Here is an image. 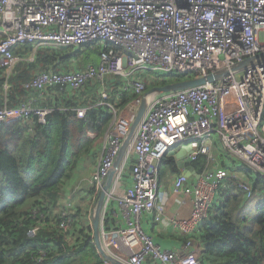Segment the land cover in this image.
<instances>
[{"label":"built area","instance_id":"2783aa9c","mask_svg":"<svg viewBox=\"0 0 264 264\" xmlns=\"http://www.w3.org/2000/svg\"><path fill=\"white\" fill-rule=\"evenodd\" d=\"M92 43H103L97 66L39 74L24 85L32 98L16 108L8 106V78L20 61L14 54L16 48L29 44L34 52L47 47L78 50ZM246 60L252 61L232 70ZM2 70L0 125L18 119L28 124L34 117L45 124L54 108L39 103L57 87L75 92L90 82L114 77L124 84V91L136 96L120 110L104 89L97 104L75 109L79 119L92 108L104 107L113 114L92 175L97 194L130 134L148 81L229 72L214 83L149 97L126 156L133 185L120 189L124 165L118 176L115 173L104 211L115 201L126 219L124 227L102 230L105 250L120 264L148 260L201 264L202 249L195 235L209 218L225 174L207 169L194 183L179 176L173 192L192 199V214L188 219L166 218L163 206L158 205L160 165L175 148L191 146V162L204 156L211 165L216 160L213 143L217 139L224 153L264 178V0H0ZM238 187L252 196L248 183L240 182ZM145 214H155V222L186 238L182 250L156 245L141 225ZM39 229L33 228L29 235L34 237ZM114 239L122 241L127 258L110 251ZM102 264L111 263L104 259Z\"/></svg>","mask_w":264,"mask_h":264},{"label":"trees","instance_id":"16d2710c","mask_svg":"<svg viewBox=\"0 0 264 264\" xmlns=\"http://www.w3.org/2000/svg\"><path fill=\"white\" fill-rule=\"evenodd\" d=\"M95 45L78 50L39 48L34 62L27 61L34 52L32 45L16 48L14 54L20 61L8 78V106L16 108L32 98L24 85L39 74H65L97 66L88 52ZM4 75L2 70L0 83L5 81ZM193 78L194 74L167 76L148 81L146 90ZM106 82L113 85L111 103L118 109H124L136 98L131 91H124L116 78L109 77ZM99 89L100 83L95 81L75 92L57 87L49 91V100L43 106L54 108L45 124L34 117L28 124L18 119L0 125V264H102L88 217L98 200L96 188L90 187L93 199L87 205L69 207L62 202L65 183L86 157L91 156L96 166L100 154L96 144L103 143L113 119L110 110L102 107L89 109L83 119L77 117L76 108L97 104ZM162 163L171 172H179L176 156L167 155ZM206 164V158L200 156L193 166L201 174ZM125 172L132 176L130 167ZM235 187L232 191L239 189ZM253 190L264 194V178H256ZM224 191L221 187L217 193L219 204L214 203L209 218L198 229L197 237L203 246L200 263L264 264V200L253 223L248 225L242 219L241 226L230 209L237 198L227 199L232 191ZM104 221L108 230V210ZM38 226L37 234L31 237L29 231Z\"/></svg>","mask_w":264,"mask_h":264},{"label":"crops","instance_id":"0c3cea01","mask_svg":"<svg viewBox=\"0 0 264 264\" xmlns=\"http://www.w3.org/2000/svg\"><path fill=\"white\" fill-rule=\"evenodd\" d=\"M100 49H101V47H100ZM95 82L100 83V89H99V93H98V102H99L101 99L100 95H101L102 91L104 89H106L107 91L111 92V87L113 85L108 84L106 82V80L104 82L103 81H95ZM119 89H121V88H119ZM48 100H49L48 97L44 96L43 100H41L39 104L42 107L44 105L46 106ZM102 108H104V107H102ZM102 144H101V146H102ZM130 145H131V143H130ZM130 145H129V148L125 154L122 165H120L118 170H116V176L119 175L122 167L125 165L127 153L129 151V149H131ZM213 145H214L213 146V155L216 159L215 163H213L211 165L206 164V168L204 171H206L207 169L211 170L214 168V169L221 171L225 174V181H224L223 185L221 186L225 190L224 193H226L228 191H232V188H234L237 185V182L238 183L239 182L253 183V179H252L253 175L251 176V173L241 163L234 160V158L226 155L222 151V149L220 148L219 141L217 139H214ZM100 148L98 150H100ZM183 148H185V147H177L176 149H174L172 151L175 153L174 156L178 155L183 150ZM185 155L187 156V153H185ZM176 160H177V164H178V168H179L180 160L177 158V156H176ZM187 161L191 162L190 156L187 158ZM206 162H207V160H206ZM193 163L194 162H191L194 171H191L190 176L185 175L186 174L185 171L180 169V168H179V172L173 173V172H171V170L168 167H163V165H162L163 163H161V165H160V186H159V202H158V205L163 206L166 218H169V219H172V218L188 219V218H190V216L192 214V210H193L192 199L185 197V196L174 194L173 188H174V183H175L176 179L181 175L187 176L189 179V183H194L198 180V178L200 177V175L202 173L201 174L197 173V171L195 170V168L193 166ZM126 167L131 168L130 161L127 162V164L123 168L121 185H120V189H122V190L133 185V179H132L131 174L129 176H127V174H126L127 171L125 172ZM259 193L260 192H258L257 194H259ZM260 194H263V193H260ZM246 199L250 200L247 197H246ZM215 202L217 204H219V199H218L217 195L215 198ZM107 209L111 214V222L109 225L110 228L108 230H105V231L110 232V231L114 230L115 228L124 227L126 224V219L123 215V212L121 211L119 204L115 201H112L109 203V206ZM154 216H155V214H145L141 218V225H142L145 233L148 234L153 239V242L156 245L160 246L161 249L168 250V251H176V252L181 251L183 248V245H184V238L182 237V235L180 233L173 231L171 228L164 226L161 223L155 222ZM88 217H90V215ZM104 220H105V216L103 218V228H105V221ZM197 235H198V233L195 235L196 244L198 246H200L201 249H203L202 248L203 246L200 243V240L197 237ZM103 244L105 245V242H103ZM125 249H126V247L124 246L122 241H120V239L119 240L114 239V243L110 246V251L112 253L119 255L121 257L123 255L124 256L123 258H125V257L127 258L128 255L123 252ZM145 264H158V263L153 262L152 260H148Z\"/></svg>","mask_w":264,"mask_h":264},{"label":"water","instance_id":"95a60500","mask_svg":"<svg viewBox=\"0 0 264 264\" xmlns=\"http://www.w3.org/2000/svg\"><path fill=\"white\" fill-rule=\"evenodd\" d=\"M252 60H246L245 62L236 65L234 68H232L233 71H237L240 69H243L245 66H247ZM229 72L228 71H222L217 74H211L206 78H194V79H189V80H183L179 81L176 83H172L163 87H155L151 89L148 93L145 94V96L142 99L141 106L139 108V112L131 126L130 134L125 140L121 152L116 160L114 169L111 171L109 174L105 185L103 187V190L101 191L99 195V199L97 201V204L95 206V209L93 211V238L94 242L96 245V248L101 255L102 258L105 260L109 261L111 264H120L116 260H114L111 256L107 254L103 247V242H102V218H103V213L105 210V206L107 204V197L109 194V191L112 188L113 185V180L115 177L116 170L120 167V165L123 163L125 154L129 148V145L131 143V140L136 133L137 127L142 120L145 111L148 107V98L150 95H161L165 93H171V92H177V91H183L189 88H194L198 86L205 85L207 83H214L217 80H220L221 78L225 77ZM187 153V156L185 155ZM192 154V148L191 146H186L183 148V150L176 155L177 158L180 160L179 162V168L185 171V175L190 176L191 171H194L191 162L187 161V158ZM170 156H174L175 153L171 152L169 154Z\"/></svg>","mask_w":264,"mask_h":264},{"label":"rangeland","instance_id":"374dc122","mask_svg":"<svg viewBox=\"0 0 264 264\" xmlns=\"http://www.w3.org/2000/svg\"><path fill=\"white\" fill-rule=\"evenodd\" d=\"M97 45L93 46L88 52L90 53L93 60L97 62L98 65L100 63V52L98 50L103 45V43H97ZM35 56H36V52H33L31 56L27 59V61L34 62ZM148 92L149 91L146 90L142 96H144ZM101 144L102 142L101 143L98 142L96 145H99L100 148ZM94 163L95 160H92L91 156L88 158L86 157L85 161L82 162L81 165L76 170L72 179L69 180L67 183H65L63 188L65 193V198L63 197L62 199L64 205L74 207L82 204L81 206H83V205H87L89 200L90 202L92 201L93 198L89 194V189L90 187H93V184L91 183V176L93 174L95 167L97 166V164L95 166ZM229 197L237 198V201L233 202L230 207L232 214L234 216V220L237 223H239L241 226L244 225L242 219H246L248 225L253 223V220L257 215V210L260 204L262 203V201L264 200V194L254 193L253 199L247 200L246 195L241 190L234 189L231 192V195L227 197V199H229Z\"/></svg>","mask_w":264,"mask_h":264},{"label":"clouds","instance_id":"9594fccd","mask_svg":"<svg viewBox=\"0 0 264 264\" xmlns=\"http://www.w3.org/2000/svg\"><path fill=\"white\" fill-rule=\"evenodd\" d=\"M194 79V78H193ZM145 96V95H144ZM152 95H150L149 97H151ZM148 100H149V98H148ZM176 149V148H175ZM172 152V151H171ZM170 152V153H171ZM169 153V154H170ZM168 154V155H169ZM226 154V153H225ZM227 155V154H226ZM229 156V155H228ZM235 160V159H234ZM162 163V162H161ZM250 173H251V176H252V179H253V182L256 180V178L258 177V175H256V174H254V173H252L245 165H243ZM93 175V174H92ZM91 178H92V176H91ZM114 180H115V177H114ZM114 180H113V182H114ZM91 182H92V180H91ZM106 182V181H105ZM240 183V182H239ZM238 183V184H239ZM93 184V183H92ZM238 184H237V186H238ZM250 186H251V188H252V196H247L246 195V193L243 191V190H241L239 187V189L246 195V197L248 198V199H253V197H254V190H253V183H248ZM105 185V184H104ZM93 187H94V185H93ZM112 187H113V185H112ZM111 190H112V188H111ZM110 190V191H111ZM110 191H109V193H110ZM101 193V192H100ZM100 193L99 194H96L97 196H98V199H99V195H100ZM108 198V197H107ZM98 201V200H97ZM97 204V203H96ZM96 206V205H95ZM95 206H94V208L91 210V212H90V217H89V219H90V224H91V226H92V228H93V211H94V209H95ZM105 211V210H104ZM104 216H106V214L105 213H103V218H104ZM103 218H102V229H103ZM102 242H103V237H102ZM103 247H104V244H103ZM104 249H105V247H104ZM106 251V250H105ZM107 252V251H106ZM107 254H108V252H107ZM109 255V254H108ZM110 256V255H109ZM103 260H104V258H103Z\"/></svg>","mask_w":264,"mask_h":264},{"label":"bare ground","instance_id":"6f19581e","mask_svg":"<svg viewBox=\"0 0 264 264\" xmlns=\"http://www.w3.org/2000/svg\"><path fill=\"white\" fill-rule=\"evenodd\" d=\"M238 188V187H237Z\"/></svg>","mask_w":264,"mask_h":264}]
</instances>
